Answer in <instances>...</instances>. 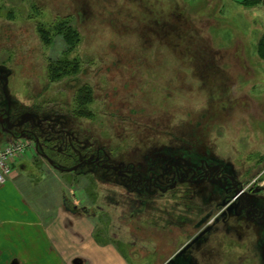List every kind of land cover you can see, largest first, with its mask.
Instances as JSON below:
<instances>
[{
    "label": "rangeland",
    "instance_id": "374dc122",
    "mask_svg": "<svg viewBox=\"0 0 264 264\" xmlns=\"http://www.w3.org/2000/svg\"><path fill=\"white\" fill-rule=\"evenodd\" d=\"M0 10V106L29 135L28 176L64 177L70 201L110 225L134 264H175L197 233L177 221L200 219L210 199L198 189L141 199L113 167L148 177L207 159L221 177L264 186V0H0ZM63 25L79 42L46 45L40 28ZM59 60L81 68L52 82ZM217 227L191 263L264 264L262 228L245 218Z\"/></svg>",
    "mask_w": 264,
    "mask_h": 264
},
{
    "label": "crops",
    "instance_id": "0c3cea01",
    "mask_svg": "<svg viewBox=\"0 0 264 264\" xmlns=\"http://www.w3.org/2000/svg\"><path fill=\"white\" fill-rule=\"evenodd\" d=\"M31 162L25 151L0 184V264H134L110 225L98 226L94 211L70 201L64 177H29Z\"/></svg>",
    "mask_w": 264,
    "mask_h": 264
},
{
    "label": "flooded vegetation",
    "instance_id": "af4514ba",
    "mask_svg": "<svg viewBox=\"0 0 264 264\" xmlns=\"http://www.w3.org/2000/svg\"><path fill=\"white\" fill-rule=\"evenodd\" d=\"M0 114L3 115L2 118L4 115L6 116L5 123L0 118L2 129L4 131L6 127L11 129H8L10 132H5L6 137H0V140H6L7 138L14 139L25 135L29 137L27 133L22 132L20 135L13 129V125L9 122L10 116H7L1 106ZM34 141H36L39 150L41 145L37 142L38 139H36V137ZM170 165L171 166L168 168L169 171H167L165 175L156 173V168L155 174L153 173L148 177H143L144 175L140 173L139 169L133 164L126 165L125 167H117L116 169L113 167V170L117 171L120 169L123 178L131 182L130 184L133 192L137 193L135 196H140L141 199L145 198L143 196L159 199L169 196L168 198L175 199V197L180 196L183 189L186 191L185 193L189 191V195H187L190 198L194 196L191 191L198 189L199 195L204 198V202L206 201L207 203L210 199L211 204H207L210 205L211 209L206 210L200 219L194 217L189 223L185 222L186 219L177 221V223L174 222L182 226L183 224H189L191 227L197 229V233L190 236L188 242L184 245V249L174 256L173 262L175 264H190L191 260L188 258L191 257L190 255L192 254L191 251L193 248L198 245H203L205 236L213 233L218 224H226L231 218L238 220L245 218L255 226L262 228L264 232V197H261L264 192V186L259 188L257 185L253 187L250 184L248 187H243L237 180L221 177V174L216 168L209 169L210 164L207 159H202L200 162L188 161L186 164L175 161V163H171ZM150 171L154 172L155 170ZM210 185H217L213 187L215 190H213L211 194L208 191ZM221 192L225 194V198L222 197L223 195H220L222 197L220 199L219 193ZM142 204V206H144L146 203ZM133 214L134 213H132V216ZM213 214H215L214 217ZM211 217H213V219L209 221ZM176 224H173V226H176ZM223 228L226 229L227 226H223ZM217 229H219V227H217ZM261 250L263 256L262 261L264 263V241L263 244H261Z\"/></svg>",
    "mask_w": 264,
    "mask_h": 264
},
{
    "label": "trees",
    "instance_id": "16d2710c",
    "mask_svg": "<svg viewBox=\"0 0 264 264\" xmlns=\"http://www.w3.org/2000/svg\"><path fill=\"white\" fill-rule=\"evenodd\" d=\"M258 3L262 0H248V2H257ZM0 13H1V10H0ZM190 15H192L190 12H189ZM10 17H12V15L9 13L8 14ZM40 34H41V38L43 40V42L46 44V45H50L54 42V38L56 35H62L64 37V39L66 40V44L69 45L70 48H73L78 42V37H79V34L77 33V31H67V28H64V25L63 26H58L55 28L54 31H51L49 29H46L44 27H41L40 30H39ZM67 45V46H68ZM258 54L263 58L264 60V43H261L259 48H258ZM63 62V60H59V61H54V62H51L50 63V66H49V78H50V81H56V80H59L61 78H63L64 76H70V75H73L75 73L78 72V70H80V64L78 63V61L75 62V64L73 65V67L70 68V64L66 63L64 64V66L62 68H59V65ZM57 66V67H56ZM70 150H67L66 152H69ZM85 152L83 151V154ZM73 155H77V154H74ZM63 158H65L64 156H62ZM75 158V157H74ZM66 159V158H65ZM65 161H68L67 159ZM75 162L74 164L77 165ZM56 164V162H55ZM60 166V164L57 163V166ZM70 167H73L72 164L69 165ZM78 169V168H77ZM76 169V170H77Z\"/></svg>",
    "mask_w": 264,
    "mask_h": 264
},
{
    "label": "built area",
    "instance_id": "2783aa9c",
    "mask_svg": "<svg viewBox=\"0 0 264 264\" xmlns=\"http://www.w3.org/2000/svg\"><path fill=\"white\" fill-rule=\"evenodd\" d=\"M27 147L23 138H14L0 149V184L11 175L15 159L23 155Z\"/></svg>",
    "mask_w": 264,
    "mask_h": 264
},
{
    "label": "water",
    "instance_id": "95a60500",
    "mask_svg": "<svg viewBox=\"0 0 264 264\" xmlns=\"http://www.w3.org/2000/svg\"><path fill=\"white\" fill-rule=\"evenodd\" d=\"M49 161H50V163H52V164H53V161H52V160H49ZM54 165H55V164H54ZM55 167H58V166H56V165H55ZM58 168H59V167H58ZM17 264H18V263H17Z\"/></svg>",
    "mask_w": 264,
    "mask_h": 264
}]
</instances>
